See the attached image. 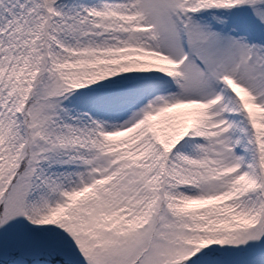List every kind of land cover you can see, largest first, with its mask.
<instances>
[{
	"label": "snow or ice",
	"instance_id": "6c2138e0",
	"mask_svg": "<svg viewBox=\"0 0 264 264\" xmlns=\"http://www.w3.org/2000/svg\"><path fill=\"white\" fill-rule=\"evenodd\" d=\"M0 264H264V0H0Z\"/></svg>",
	"mask_w": 264,
	"mask_h": 264
}]
</instances>
